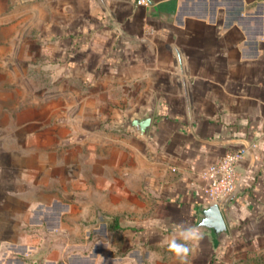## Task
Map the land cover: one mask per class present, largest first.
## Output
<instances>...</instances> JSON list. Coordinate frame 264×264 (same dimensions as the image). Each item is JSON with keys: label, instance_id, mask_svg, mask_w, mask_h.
<instances>
[{"label": "crops", "instance_id": "crops-1", "mask_svg": "<svg viewBox=\"0 0 264 264\" xmlns=\"http://www.w3.org/2000/svg\"><path fill=\"white\" fill-rule=\"evenodd\" d=\"M26 1L29 33L35 29L39 40V71L55 88L44 94L52 120L26 124L24 154L31 158L36 144L42 152L50 138L68 145L62 133L70 129L67 153L78 161L80 145L95 154L96 130H123L126 120L151 110L145 137L104 141L105 161L118 157V172L134 173L124 198L136 194L134 205L110 203L104 211L121 229L128 221L163 225L167 240L194 229L186 264H235L239 253L222 245L225 240L233 246L247 241L251 264H264V0ZM33 129L40 130L39 141ZM237 150L245 156L235 170L236 194L221 209L227 235L218 241L197 234L199 208L207 202L204 171ZM130 159L133 167L126 165ZM145 191L151 193L148 205ZM37 207L44 209L43 220L60 223L61 202ZM23 209L31 205L0 202V241L20 240L25 254L28 236L10 229ZM121 229L104 232L102 243L77 245L68 257L52 251L43 264H176L143 247V234ZM111 238L118 245L107 242Z\"/></svg>", "mask_w": 264, "mask_h": 264}, {"label": "rangeland", "instance_id": "rangeland-1", "mask_svg": "<svg viewBox=\"0 0 264 264\" xmlns=\"http://www.w3.org/2000/svg\"><path fill=\"white\" fill-rule=\"evenodd\" d=\"M27 5L26 0H0V202L17 201L21 205H31V212L29 209L21 210L22 214L13 219L10 227L17 235L28 236L26 245L31 249L24 254V245L20 240L15 243L0 241V264H15L22 262V259L43 264L52 251L57 255L63 252L68 257L75 252L77 245L86 247L91 243H102L104 232L118 233L121 229L119 223L114 221V216L104 211L105 204L118 206L120 202H127L134 205L136 199L134 193H128V198H124L123 193L135 184L134 173L118 172V157L112 164L103 158L107 157L103 147L107 138L138 136L131 131L118 128L96 130L100 143L96 146L95 154L89 153L87 145H80L82 151L78 161H72V154L67 153L72 147L69 143L72 138L70 129L62 133L68 145L56 144L54 138H50L51 144L43 146L42 152L36 144L32 146L31 158L30 153L24 154L25 137L27 130H30V125L26 124L34 120L39 122L41 118L52 120L48 119L52 115L48 111L51 102L45 100L44 94L55 88V82L39 71V40L35 29L29 33L33 22L29 21L28 12L25 11ZM33 131V139L36 133L35 140L39 141L40 130ZM66 131L69 132L68 136ZM116 147L119 148V145ZM62 148L65 149L64 153ZM111 165L112 172H109ZM126 165L133 167L135 161L130 159ZM148 184L144 180V186ZM143 196V203L148 205L151 193L145 191ZM52 201L63 205L57 226L43 220L40 212L44 209L37 207L40 204L50 206ZM132 215L126 217L131 220ZM144 223H122L121 231L143 234L144 239L139 242L145 248L159 251V260L175 259L176 264H186L190 259L189 254L182 261L163 243L168 238L169 229L163 225ZM93 233H99L100 238L94 240ZM198 233L203 234L199 230ZM176 241L186 244L190 250L194 246L183 238ZM107 242L114 246L118 245L119 239L111 238ZM222 245L232 247L234 252L239 253L241 259L236 258L232 263L251 264V245L248 246L247 241L235 242L233 246L225 240Z\"/></svg>", "mask_w": 264, "mask_h": 264}, {"label": "built area", "instance_id": "built-area-1", "mask_svg": "<svg viewBox=\"0 0 264 264\" xmlns=\"http://www.w3.org/2000/svg\"><path fill=\"white\" fill-rule=\"evenodd\" d=\"M147 0H140L138 4H146ZM244 151L237 150L226 154L204 171L206 186L204 194L207 202H215L223 209L236 194L237 165L244 158Z\"/></svg>", "mask_w": 264, "mask_h": 264}, {"label": "water", "instance_id": "water-1", "mask_svg": "<svg viewBox=\"0 0 264 264\" xmlns=\"http://www.w3.org/2000/svg\"><path fill=\"white\" fill-rule=\"evenodd\" d=\"M152 111L139 114L132 120H126L123 130H134L138 136L145 137L150 129ZM195 229L203 233L214 235L218 241L227 235V225L224 221L221 209L215 202H207L199 208Z\"/></svg>", "mask_w": 264, "mask_h": 264}, {"label": "clouds", "instance_id": "clouds-1", "mask_svg": "<svg viewBox=\"0 0 264 264\" xmlns=\"http://www.w3.org/2000/svg\"><path fill=\"white\" fill-rule=\"evenodd\" d=\"M181 237L185 240H191L196 238L195 230L192 228H187L181 233ZM163 243L167 244L168 250L173 252L182 261L186 259L189 254L190 249L183 243H177L175 238L171 240L165 239Z\"/></svg>", "mask_w": 264, "mask_h": 264}]
</instances>
